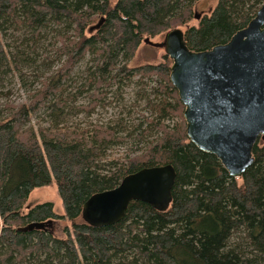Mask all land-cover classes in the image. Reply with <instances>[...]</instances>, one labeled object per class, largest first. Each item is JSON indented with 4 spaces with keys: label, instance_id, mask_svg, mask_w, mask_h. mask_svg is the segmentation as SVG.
<instances>
[{
    "label": "trees",
    "instance_id": "1",
    "mask_svg": "<svg viewBox=\"0 0 264 264\" xmlns=\"http://www.w3.org/2000/svg\"><path fill=\"white\" fill-rule=\"evenodd\" d=\"M196 1L0 0V65L12 60L4 42L8 29L24 30L25 40L36 43L44 30L64 25L54 39L62 59L56 73L26 101L0 110V264H264V141L255 143L254 161L243 175L230 176L215 155L189 140L184 105L170 81L171 59L163 52L159 62H128L145 37L172 28L184 31L193 51L224 44L264 3L217 0L191 24ZM87 54L93 69L72 91L77 80L71 73ZM133 83L135 99L127 109L121 94ZM112 93L120 105L115 118L74 125L77 113L88 118L98 106L114 103L105 100ZM82 95L89 101L74 105ZM41 109L44 117L32 123ZM134 139L142 147L113 153ZM164 164L176 172L166 210L132 200L111 225L94 227L82 219L91 195ZM50 184L63 214L51 201L23 210L32 189ZM47 220L45 229L17 230Z\"/></svg>",
    "mask_w": 264,
    "mask_h": 264
},
{
    "label": "water",
    "instance_id": "2",
    "mask_svg": "<svg viewBox=\"0 0 264 264\" xmlns=\"http://www.w3.org/2000/svg\"><path fill=\"white\" fill-rule=\"evenodd\" d=\"M144 43L162 48L172 61L170 81L184 105L189 140L215 155L230 176L241 177L254 161L255 143L264 141V3L245 27L209 50H190L180 28L169 29L158 42L145 37ZM175 178L171 164L142 168L113 189L91 195L81 217L94 227L108 226L124 217L132 200L164 211ZM49 221L30 222L17 230L45 229Z\"/></svg>",
    "mask_w": 264,
    "mask_h": 264
},
{
    "label": "rangeland",
    "instance_id": "3",
    "mask_svg": "<svg viewBox=\"0 0 264 264\" xmlns=\"http://www.w3.org/2000/svg\"><path fill=\"white\" fill-rule=\"evenodd\" d=\"M116 1V0H113ZM217 0H197L194 6V14L196 15L190 23L195 24L197 19L205 13H209ZM198 16V17H197ZM64 25H52L50 28L43 31L41 37L37 39L36 43L33 41L25 40L29 37V33L26 31L18 32L13 28L7 30V36L4 37V42L7 44V48L10 51V58L12 60L8 64L0 65V110L3 111L5 107L10 103H21L29 99L33 90L38 88L46 78L47 75L55 74L57 68L62 61L61 58L56 57L55 47L59 45L56 42L55 36L56 32H62ZM163 36L157 35L151 38V41L158 42ZM33 45V46H32ZM162 48H157L149 44L141 43L138 47L136 55L129 59L130 65H136L143 62H159L162 60ZM33 62H29L30 58ZM89 54L81 60L71 73V78H76V84H73L72 91H75L74 86L79 84V77L81 75L86 76V70L89 68L93 69V64L89 62ZM68 80H65V84ZM115 89V87H113ZM135 83L132 86L125 87L122 90V101L127 109L130 108L132 102L135 99ZM113 93L107 96V100H114L109 106L97 107L96 110L88 116L85 117L84 113H77V117L73 120L74 125H82V121L90 119L91 121L97 120L99 118H115L120 111V105L115 101ZM89 101L88 96L82 95L78 97L77 103L74 105H79L80 103L86 104ZM140 103V108L143 107L142 102ZM139 107L133 108V117H139L138 113ZM4 112V111H3ZM45 111L39 110L36 115L32 118V123L35 119L43 118ZM39 116V117H38ZM125 117V114L123 115ZM88 120V121H90ZM79 125V126H80ZM142 147L141 143H138L137 139L128 140L127 144L122 145L113 150L115 154H121L125 149H138ZM51 201L54 205V211L57 214H63L64 209L62 205L61 198L58 194L57 188L54 184L37 187L31 190L27 200L24 203L23 210L27 208L34 207L37 204ZM26 207V208H25ZM68 223L67 220L62 221L61 224ZM1 228V223H0Z\"/></svg>",
    "mask_w": 264,
    "mask_h": 264
}]
</instances>
